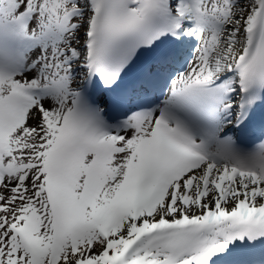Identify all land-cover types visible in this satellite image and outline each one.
<instances>
[{"label": "snow or ice", "instance_id": "snow-or-ice-1", "mask_svg": "<svg viewBox=\"0 0 264 264\" xmlns=\"http://www.w3.org/2000/svg\"><path fill=\"white\" fill-rule=\"evenodd\" d=\"M0 264H264V0H0Z\"/></svg>", "mask_w": 264, "mask_h": 264}]
</instances>
